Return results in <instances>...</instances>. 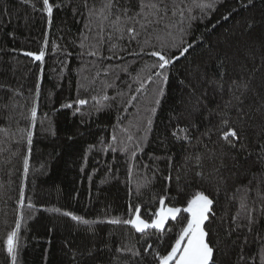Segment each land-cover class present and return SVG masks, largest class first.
Returning a JSON list of instances; mask_svg holds the SVG:
<instances>
[{
  "label": "trees",
  "instance_id": "16d2710c",
  "mask_svg": "<svg viewBox=\"0 0 264 264\" xmlns=\"http://www.w3.org/2000/svg\"><path fill=\"white\" fill-rule=\"evenodd\" d=\"M35 2L37 8L42 7V0ZM61 2L57 0V3ZM255 5L251 12L240 8L228 20H224L222 17L227 14L226 10L238 7L237 0H224L217 11L211 13L209 20L193 22L194 37L202 41L203 46L197 45V50L188 56L187 63L177 61L180 67L173 68L168 84L163 86L165 95L153 117L151 134L143 152L137 154L133 164L127 154L121 151L113 153L107 149V145L112 143L114 127L121 140H125L128 134L120 131L121 128H127L134 137L142 134L132 125L143 128L161 87L158 78L154 77L155 83L145 84L137 100L131 101L133 106L128 107L127 102L131 95L136 94L134 90L139 86L133 82L134 78L145 79L149 74L147 65L155 58L130 55L139 50L136 42L129 44L127 39L118 41L115 36L111 41L105 37L104 42L99 44L104 59L83 54L86 49L81 48L80 44L87 20L80 15L85 11L81 0H68L62 10L54 8L50 26L45 12H33L20 0H0V19L7 21L0 27V49H3L0 51V105L7 106L0 107V129H7L0 131V141L3 142L0 143V264H10L5 240L17 222L21 224L18 264H155L152 249L145 252V248L151 243L154 249L161 252L169 249L179 229L186 223L182 219L186 213L182 211L176 221H168L165 228L171 227L172 230L163 237V243H160L158 234H150L154 230L141 234L130 226L111 225L106 221L130 218V205L133 211L135 207H140L141 216L151 219L150 213L158 208L159 196L165 193L169 196L166 204L182 209L195 191L214 193L213 185L197 183L186 176L182 168L185 155L196 152V147L187 144L181 147L179 143L174 144L171 138L165 145L161 140L170 124L174 123L172 116L184 111L188 102L187 90L181 88L177 78H183L188 64L194 59L199 60L210 47L235 39L233 33L239 35L247 19L255 16L259 20L261 13H264V0H255ZM5 8L10 15L2 13ZM213 23L215 28L211 26ZM160 35L164 37V32L161 31ZM189 40L194 42L192 37ZM85 43H99L95 28L88 34ZM153 43H156L154 39ZM112 44L117 45L114 51L121 58L106 59L112 55ZM120 47L125 50L119 51ZM42 50L45 52L43 63L22 54H38ZM125 67L127 72L122 70ZM106 84L114 87L106 88ZM37 87L39 97L34 104ZM17 90L20 95L14 96ZM118 92L123 95H117ZM105 93L115 99L103 101L101 97ZM93 96L101 104L109 106L96 111L98 105ZM77 99H87L89 103L78 106L74 103ZM67 103H73V107H63ZM215 103L216 100L210 99L209 107ZM33 106L37 107L35 129L31 127L30 118ZM77 107L81 108L80 112L74 111ZM213 119L209 117V120ZM209 120L204 123L207 124ZM186 122L180 121L181 124ZM23 130L33 132L30 156ZM90 145L94 147L90 149ZM168 156L172 157L171 167ZM154 157L162 159L155 160ZM25 158L29 160L26 179L23 176ZM224 163L227 168L222 171L228 176L232 165L228 160ZM144 164L149 167L145 169ZM169 172L173 177L171 182L164 179ZM178 175L179 185L184 187L182 192L177 190ZM147 179L151 183L141 187L138 195V184L145 183ZM102 180L106 182L101 183ZM246 182V179L236 181ZM234 187L235 184L229 179V192ZM22 190L23 207L19 204ZM28 204L32 207H28ZM226 205L228 201L222 190L219 204H214L217 216ZM66 211L89 221L104 222L84 225L64 216ZM234 211L235 206H229V220ZM260 226L264 228V220ZM213 230L219 232L222 241L220 264H234L239 247H231L230 241L225 239L222 224H213ZM213 239L215 237L210 231L209 240ZM239 243L237 241V245ZM250 244L245 252L255 253L256 246L251 243V238ZM125 246L138 248L142 259H134L128 253L118 251ZM91 248L96 249L95 254L88 256L87 251ZM225 251L226 255L223 254Z\"/></svg>",
  "mask_w": 264,
  "mask_h": 264
},
{
  "label": "snow or ice",
  "instance_id": "6c2138e0",
  "mask_svg": "<svg viewBox=\"0 0 264 264\" xmlns=\"http://www.w3.org/2000/svg\"><path fill=\"white\" fill-rule=\"evenodd\" d=\"M20 3L29 6L33 12H45L50 26L54 8L62 10L64 6H67L68 0H62L61 3H57V0H42L41 8H37L35 0H20ZM81 3L85 11L80 15L87 20L85 35L81 37L80 44L81 48L86 49L83 54L104 59L105 57L99 51V44L104 42L105 37L111 41L115 36L118 41L127 39L129 44L136 42L139 50L129 53L130 55H147L155 58L154 62L147 65L149 74L145 79H140L138 76L134 78L133 82L138 83L139 86L134 90L136 94L131 95L127 102L128 107L133 106L131 101L137 100L138 94L144 91L145 84L155 83L154 77L158 78L161 87L157 91L154 105L149 109L150 115L144 122L143 128L132 125L142 134L134 137L127 128H121L120 131L128 133L126 139L121 140L114 127L111 135L112 143L107 145V149L113 153L121 151L127 154L135 164L137 154L143 152L151 134L153 117L161 98L165 95L163 86L168 84L170 73L174 67H180L177 61L181 64L187 63L188 56L192 51L197 50V45L203 46V42L194 37L193 22L209 20L211 13L217 11L224 0H81ZM237 5L238 7L234 6L226 10L227 14L222 18L228 20L233 12L239 11L240 8L251 12L256 7L255 0H237ZM195 12L198 14H193ZM2 13L10 15L7 8L3 9ZM6 22V19H0V27H3ZM211 26L216 27L214 23ZM94 28L99 43L86 44L88 34L92 33ZM161 31L164 32V37H161ZM233 35L235 39L210 47L199 60L194 59L185 69L183 78H177L181 88L187 90L188 102L184 111L172 116L171 120L174 123L170 124L167 134L163 135L161 140V143L165 145L171 138L174 144L179 143L181 147L186 144L195 146L197 151L185 155L182 168L185 175L190 176L197 183L213 185L214 193L195 191L183 209L166 204L165 201L169 200V196L165 193L159 196L158 208L150 213L151 219L141 216L140 207H135L133 211L130 205V218H112L106 221L111 225L130 226L136 233L141 234H149V230H154L150 234H158L160 243H163V237L172 230L171 227L165 228L168 221H176L182 211L186 213L187 215L182 218L186 223L179 229L169 249L161 252L159 249H154L151 243L145 248V252L152 249L155 264H220L222 241L219 238V232L213 230V224H222L225 239L230 241L231 247H239L234 264H264V228L260 226L261 221L264 220V13H261L259 20L255 16L247 19L239 35L235 33ZM189 37H192L194 42L190 41ZM153 39L156 43H153ZM44 45L47 47V40ZM116 48V44L111 45L112 55L106 59L121 58L114 51ZM146 48L147 51H145ZM124 50L123 47L119 48V51ZM22 54L41 63L45 58L43 50L38 54L33 52ZM122 70L128 71L127 67ZM104 74L107 75V71ZM99 75L98 71L97 76ZM105 87H114V85L106 84ZM9 91L12 90L9 89ZM15 95H20L18 90L14 92ZM117 95L122 96L123 93L118 92ZM38 97L39 87L35 92L34 104ZM92 99L97 102L96 111L109 106L101 104L96 96ZM101 99L109 101L114 100L115 97H109L105 93ZM210 99L216 100L212 107H209ZM74 103L78 106H86L89 101L77 99ZM0 107L7 106L0 105ZM63 107L72 108L73 103H67ZM74 111L80 112L81 108L77 107ZM84 114L81 113V115ZM209 117L214 119L209 120ZM30 118L31 127L35 129L36 106L31 107ZM181 120L187 122L181 124ZM205 120L209 122L205 124ZM119 124L118 120L117 125ZM0 131H7V129H0ZM23 131L26 132L27 154L30 156L33 132ZM0 143L3 142L0 141ZM92 147L94 146H89L90 149ZM153 159L159 160L162 157ZM167 159L171 167L172 157L168 156ZM225 160L232 165L228 176L222 171L227 168ZM143 167L147 169L149 166L144 164ZM28 174L29 160L25 158L23 160L25 179ZM164 179L171 182L173 179L171 172ZM179 179L178 175L177 190L182 192L184 187L179 185ZM229 179L235 184L231 192L228 190ZM245 179L246 183H236L238 180ZM104 182L106 181H101V183ZM150 183L151 180L147 179L145 183L138 184L137 194H140L141 187H147ZM222 190L228 205L217 216L214 204H219ZM19 204L21 207L24 206L23 190L20 192ZM229 206H235L230 220ZM28 207L32 205L28 204ZM63 215L84 225L104 222L89 221L68 211ZM210 231L215 237L211 241L209 240ZM20 232L21 224L17 222L14 230L7 233L5 245L10 264H18ZM234 234L235 239H233ZM250 238L251 243L256 246L255 253L245 252V248L251 246ZM237 241L240 242L239 245ZM95 251V248H91L87 251V255L93 256ZM118 251L128 253L134 259L137 257L142 259L140 250L134 246H125ZM223 254L226 255L227 252Z\"/></svg>",
  "mask_w": 264,
  "mask_h": 264
},
{
  "label": "water",
  "instance_id": "95a60500",
  "mask_svg": "<svg viewBox=\"0 0 264 264\" xmlns=\"http://www.w3.org/2000/svg\"><path fill=\"white\" fill-rule=\"evenodd\" d=\"M36 62H38V61H36Z\"/></svg>",
  "mask_w": 264,
  "mask_h": 264
}]
</instances>
